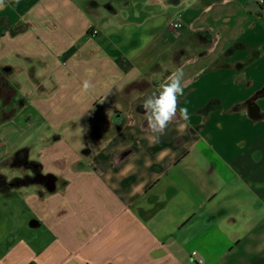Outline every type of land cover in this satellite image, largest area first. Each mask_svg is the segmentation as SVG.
Masks as SVG:
<instances>
[{"label":"crops","instance_id":"crops-1","mask_svg":"<svg viewBox=\"0 0 264 264\" xmlns=\"http://www.w3.org/2000/svg\"><path fill=\"white\" fill-rule=\"evenodd\" d=\"M179 67L150 142L143 102ZM0 82L6 158L29 146L55 181L0 193L24 202L0 215V264H264L257 0H5Z\"/></svg>","mask_w":264,"mask_h":264},{"label":"clouds","instance_id":"clouds-1","mask_svg":"<svg viewBox=\"0 0 264 264\" xmlns=\"http://www.w3.org/2000/svg\"><path fill=\"white\" fill-rule=\"evenodd\" d=\"M19 3V0H16ZM5 6V0H0V8ZM183 67L177 68L168 77L167 80L159 84L161 91L158 94L148 96L143 102V109L148 128L154 134L149 137L150 142H158L159 137L164 134L168 124L177 115L179 97L184 95L182 79H183ZM92 87L90 81L85 80L83 83V89L87 92ZM134 98L136 93L131 94ZM180 117L184 121L190 119L188 109L186 107L179 108ZM124 119L121 116L115 120L116 124H120ZM186 128V124L179 125V131H183Z\"/></svg>","mask_w":264,"mask_h":264},{"label":"trees","instance_id":"trees-1","mask_svg":"<svg viewBox=\"0 0 264 264\" xmlns=\"http://www.w3.org/2000/svg\"><path fill=\"white\" fill-rule=\"evenodd\" d=\"M258 6L264 8V3ZM0 89H3L2 82H0ZM264 96V88L255 94V97ZM31 148L29 146L18 149L8 158L0 163V193L9 195L14 190L23 187L38 185L34 180L36 174H42L43 166L40 162L31 159ZM4 170H11L15 175L9 176L4 173ZM48 191V188H45Z\"/></svg>","mask_w":264,"mask_h":264},{"label":"rangeland","instance_id":"rangeland-1","mask_svg":"<svg viewBox=\"0 0 264 264\" xmlns=\"http://www.w3.org/2000/svg\"><path fill=\"white\" fill-rule=\"evenodd\" d=\"M5 97L6 98H8L7 97V93H5L4 91H3V89H0V110L2 109V107H3V103H4V101H3V99H5ZM1 117V116H0ZM3 123L2 122H0V128H1V126H3L2 125ZM21 133H23V130H21L20 128H15V130H14V134L15 135H20ZM13 137L14 136H12L9 132H8V130H6L5 128H3V129H0V162H2V161H4L5 160V158H6V149L8 148L7 147V142H8V140H10V139H12L13 140ZM38 139V134H35V135H33L32 137H31V139L30 140H28V141H30V142H34V141H36ZM11 150V155L17 150V149H14V147L12 148H10ZM9 154V155H10ZM5 156V157H4ZM8 156V155H7ZM4 157V158H3ZM31 188H33V187H31ZM24 192H27V193H30L29 191H30V188H28V189H26V188H21ZM20 189V190H21ZM26 195V194H25ZM24 195V196H25ZM10 202L11 203H18V204H20V203H22L21 204V207H23V205H24V202H23V195H21L20 194V192H17V195H15L14 197L12 196V197H4V196H2V195H0V215L2 216L3 214H4V212H5V210H7L8 209V206L10 205ZM24 209V208H23ZM2 211H4V212H2ZM23 213H25V211H22Z\"/></svg>","mask_w":264,"mask_h":264},{"label":"water","instance_id":"water-1","mask_svg":"<svg viewBox=\"0 0 264 264\" xmlns=\"http://www.w3.org/2000/svg\"><path fill=\"white\" fill-rule=\"evenodd\" d=\"M258 107L254 104L250 106V113L252 117H258ZM45 178H47V175L42 174L41 177H36L37 182H42ZM55 188V181L53 178H51V183L48 185L49 190H53Z\"/></svg>","mask_w":264,"mask_h":264},{"label":"flooded vegetation","instance_id":"flooded-vegetation-1","mask_svg":"<svg viewBox=\"0 0 264 264\" xmlns=\"http://www.w3.org/2000/svg\"><path fill=\"white\" fill-rule=\"evenodd\" d=\"M41 175L42 174H36L35 176H34V180L36 181V177H41ZM51 178H53L54 179V177H52V176H50V175H47V178H45L42 182H37V184L39 185V186H42V187H44V188H48V185L51 183Z\"/></svg>","mask_w":264,"mask_h":264},{"label":"built area","instance_id":"built-area-1","mask_svg":"<svg viewBox=\"0 0 264 264\" xmlns=\"http://www.w3.org/2000/svg\"><path fill=\"white\" fill-rule=\"evenodd\" d=\"M257 3L262 4V3H264V0H257ZM180 26H181V24L178 22L173 23L174 28H179ZM192 254H193V256L197 255V253L195 251ZM196 263L197 264H203V260L201 258H196Z\"/></svg>","mask_w":264,"mask_h":264}]
</instances>
